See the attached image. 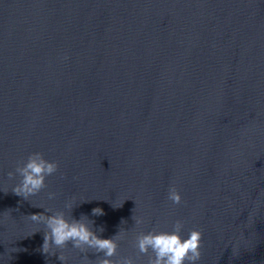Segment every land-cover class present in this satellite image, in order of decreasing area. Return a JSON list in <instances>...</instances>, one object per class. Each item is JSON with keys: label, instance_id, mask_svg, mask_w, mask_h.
Here are the masks:
<instances>
[{"label": "water", "instance_id": "obj_1", "mask_svg": "<svg viewBox=\"0 0 264 264\" xmlns=\"http://www.w3.org/2000/svg\"><path fill=\"white\" fill-rule=\"evenodd\" d=\"M35 151L58 170L27 201ZM67 198L121 256L180 219L199 264H264V0H0V264H61L26 216Z\"/></svg>", "mask_w": 264, "mask_h": 264}, {"label": "clouds", "instance_id": "obj_2", "mask_svg": "<svg viewBox=\"0 0 264 264\" xmlns=\"http://www.w3.org/2000/svg\"><path fill=\"white\" fill-rule=\"evenodd\" d=\"M57 170L56 161L45 159L39 151L31 152L26 159L17 162L14 172L7 173L10 180L18 177L12 184L11 191L29 201L30 197L37 196L47 188L46 178L55 174ZM56 195L53 191L46 193L50 201L54 200ZM167 199L173 205L181 203V195L175 186H169ZM73 200L74 198H67L62 210L53 211L38 207L44 209V212L26 216L31 222L43 225L42 251L49 255L55 254L61 264H68L63 252L68 245L82 254L84 257L82 264H89L88 252L98 254L95 264H138L140 256L146 257L143 264H199L203 238L200 229L192 228L186 235H182L184 222L177 219L168 230H158L156 227L148 231L140 230L132 240L136 255L121 256L117 253L118 241L125 239L128 229L120 228L111 237L102 238L97 233L103 229L93 230V222L87 216L81 215L79 219H75L65 214L64 210L71 212L73 209ZM91 212L94 216L103 215V210L99 207L93 208ZM133 221L135 226L141 228L146 222L142 216L134 218Z\"/></svg>", "mask_w": 264, "mask_h": 264}]
</instances>
